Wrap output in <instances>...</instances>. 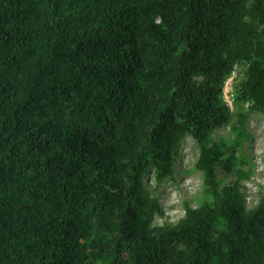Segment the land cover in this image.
Returning <instances> with one entry per match:
<instances>
[{
  "label": "trees",
  "instance_id": "obj_1",
  "mask_svg": "<svg viewBox=\"0 0 264 264\" xmlns=\"http://www.w3.org/2000/svg\"><path fill=\"white\" fill-rule=\"evenodd\" d=\"M253 111L264 0H0V264H264V185L249 208L240 168ZM188 137L203 202L158 226L149 182Z\"/></svg>",
  "mask_w": 264,
  "mask_h": 264
},
{
  "label": "rangeland",
  "instance_id": "obj_2",
  "mask_svg": "<svg viewBox=\"0 0 264 264\" xmlns=\"http://www.w3.org/2000/svg\"><path fill=\"white\" fill-rule=\"evenodd\" d=\"M244 67H236L224 87V100L235 112L236 86L243 78ZM251 103L244 105L245 111H250ZM247 137L243 141L240 155L243 162L240 168L251 173V178L242 182L243 191L247 197V205L253 207L258 201L260 188L264 185V115L253 111L246 123ZM233 139L229 126L215 132L214 138ZM200 151L192 137H188L181 145L177 171L173 179L160 186H155L153 179L149 182L152 194L159 199L162 214L155 219V224L177 223L185 215V205L198 207L203 202V177L196 168ZM237 176L230 181H235Z\"/></svg>",
  "mask_w": 264,
  "mask_h": 264
}]
</instances>
